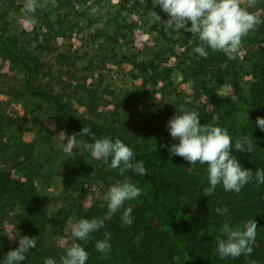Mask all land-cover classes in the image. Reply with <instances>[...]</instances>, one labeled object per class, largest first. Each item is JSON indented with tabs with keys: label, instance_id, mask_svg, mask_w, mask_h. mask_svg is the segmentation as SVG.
Returning a JSON list of instances; mask_svg holds the SVG:
<instances>
[{
	"label": "rangeland",
	"instance_id": "374dc122",
	"mask_svg": "<svg viewBox=\"0 0 264 264\" xmlns=\"http://www.w3.org/2000/svg\"><path fill=\"white\" fill-rule=\"evenodd\" d=\"M25 2L0 0V33L39 62L30 71L0 43V123L9 148L0 161L13 176L35 181L47 202L49 239L67 248L72 225L104 216L103 196L117 180L128 178L142 189L140 196L147 186L111 168V158L105 163L81 148L66 154L67 137L79 131L48 94L76 116L120 125L138 144L143 137L151 140L155 130L169 132L167 122L178 108L195 109L200 118L205 108L234 141L252 136V153L264 159V130L256 123L264 118V0L248 8L261 23L244 37L236 59L211 49L207 58L200 56L194 51L198 36L167 27V13L152 0H41L35 23L24 12ZM178 221L194 222L183 202ZM23 235L35 239L5 228L0 247L18 246ZM185 261L180 254L174 264Z\"/></svg>",
	"mask_w": 264,
	"mask_h": 264
},
{
	"label": "trees",
	"instance_id": "16d2710c",
	"mask_svg": "<svg viewBox=\"0 0 264 264\" xmlns=\"http://www.w3.org/2000/svg\"><path fill=\"white\" fill-rule=\"evenodd\" d=\"M0 43L13 60L30 71L38 69V60L21 55L8 36L0 33ZM37 95L58 101L56 104L62 105L66 121L75 130L80 131L83 126H89L93 135L85 136V139L90 142L105 136L113 141L120 139L133 149L135 160L143 161L147 170L143 176L132 171L125 172L147 186V194L137 197L130 226H121V211L111 217L106 213L98 218L104 220V229L92 233L87 242L75 241L81 243L89 253L87 264H174V259L180 254L186 257L183 264H249L251 260L264 264V184L257 187L253 178L238 194L225 191L222 185H218L209 195L207 165L199 162L189 164L182 157L172 154L169 147L179 141L171 138L169 132L155 130L151 140L143 137L138 144L137 141H131L118 124L106 123L103 126L74 115L54 95L48 94L47 97L41 92ZM201 110L202 124L220 125L219 120L213 118L205 108ZM3 128L0 123V156L9 151L3 139ZM234 143L233 140V155L243 167L253 172L258 168L264 169V159L252 152L236 151ZM180 202L193 214L194 222L178 221ZM225 205L228 208L226 214L215 211L217 207ZM251 218L258 224L252 254L248 257L242 255L235 259H221L216 254V236L223 223L242 228ZM48 221L47 202L39 195L35 181L28 176H13L0 161V231L10 227L28 232L34 235L36 241V246L30 247L26 259L21 261L24 264H43L47 257L59 260L65 254L66 248L60 242L47 237L45 230ZM105 230L111 233V251L107 259H103L102 253L95 248L96 240L103 238ZM137 235H141L139 244L134 242ZM16 247H0V264H4L7 252Z\"/></svg>",
	"mask_w": 264,
	"mask_h": 264
},
{
	"label": "clouds",
	"instance_id": "9594fccd",
	"mask_svg": "<svg viewBox=\"0 0 264 264\" xmlns=\"http://www.w3.org/2000/svg\"><path fill=\"white\" fill-rule=\"evenodd\" d=\"M153 6L159 7L167 13L168 19L162 21L167 27L180 31L181 29L196 34L200 44L194 51L207 58L208 51L223 52L229 59H236L242 49L243 39L256 26L261 23L260 17L249 12L248 8L256 4V0H152ZM41 0H26L24 12L35 23V13L42 7ZM158 20L161 18L153 12ZM190 22V27L188 23ZM167 122L171 137L178 143H173L169 151L188 161L189 164L207 165L208 182L210 187L207 192L211 195L218 185H222L225 191L239 193L242 188L255 178L256 185L264 184V169H252L243 167L240 160L233 155V137L225 127L212 124H202L198 111L195 109H177ZM256 123L264 130V118L257 117ZM92 130L89 126H83L79 132L67 137L66 154H71L73 148H81L90 152L91 156L110 167L118 169L123 175L127 171L135 172L141 176L147 170L143 161L135 160L133 149L120 139L114 141L107 136L99 139H85L91 137ZM235 150L241 153H251L256 147L252 136L242 135L235 138ZM142 194V189L128 178L117 180L111 185L103 196L107 203V215L111 217L122 210L121 226H130L133 223L131 207H124L125 202L134 200ZM217 213L228 212L227 206L217 207ZM105 228L102 219L82 218L71 227V235L74 241L66 248L65 254L59 260L53 257L45 258L43 264H87L89 253L81 243L87 242L94 232ZM258 224L254 219H248L242 228H233L228 222H224L220 233L216 236V254L221 259L248 257L253 252V245L257 235ZM18 235V234H17ZM13 238V235L10 239ZM111 233L103 232V238L97 239L95 248L102 253V258H109L111 251ZM141 235L134 238L139 244ZM36 241L27 235L19 236L18 246L7 252L4 264H20L26 259L30 247L34 248ZM249 264H257L255 260Z\"/></svg>",
	"mask_w": 264,
	"mask_h": 264
}]
</instances>
